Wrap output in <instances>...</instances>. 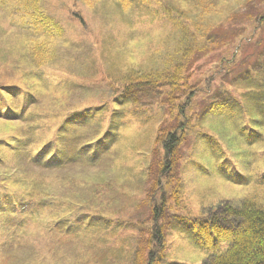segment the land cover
I'll return each mask as SVG.
<instances>
[{"label": "rangeland", "instance_id": "rangeland-1", "mask_svg": "<svg viewBox=\"0 0 264 264\" xmlns=\"http://www.w3.org/2000/svg\"><path fill=\"white\" fill-rule=\"evenodd\" d=\"M162 1L172 17L186 19L196 32L202 22L211 28L190 76L195 87L207 89L206 103L199 99V108L215 102L224 110L206 111L202 134L189 130L182 146L178 176L184 203L167 220L174 242L169 241L166 256L182 264H207L191 245L190 227L177 218L220 212L251 192L225 180L222 165H230L231 171L237 166L252 178L264 169V144L253 142L254 135L264 134V0ZM43 5L64 29L57 41L21 25L0 7V99L13 109L0 112V264H104L97 256L85 257L97 250L99 241L92 234L106 229L105 217L124 219L131 229H142L148 219L140 193L148 186L150 146L165 118L159 94L116 101L112 110L105 102L111 92L102 93L99 87L108 85V76L117 85L129 71L162 70L167 61H175V50L184 47L176 37L180 32L161 21L152 4L129 10L115 0H43ZM92 42L101 47L99 61ZM231 53L236 56L224 71L219 60ZM90 61L101 62L106 77L99 74L101 69L82 64ZM246 68L261 72L260 83L253 74L246 77ZM98 74L99 81L90 83ZM13 87L32 94L27 103L20 102V92ZM252 89L255 94L246 97ZM254 100L261 110H255ZM81 106L105 113L111 109L116 123L111 127L102 115L89 123L84 113L75 116L81 125L75 135H63L60 122L70 109ZM137 116L139 126L131 121ZM50 136L66 148L54 152ZM34 143V152L26 155Z\"/></svg>", "mask_w": 264, "mask_h": 264}, {"label": "trees", "instance_id": "trees-1", "mask_svg": "<svg viewBox=\"0 0 264 264\" xmlns=\"http://www.w3.org/2000/svg\"><path fill=\"white\" fill-rule=\"evenodd\" d=\"M115 1L123 10H129L135 6L147 8L151 4L155 5L157 7L156 12L160 14V20L168 21L175 30L180 32V35H176V37L182 41L184 48L175 50V61H167L164 69L154 72L129 71L127 77H123L117 85L113 83L110 76L106 77V74H102L101 62L82 63L85 67L89 66L88 68L101 69L99 74L107 78L108 85L105 84V87L99 88L102 93L107 92V90L111 92L105 102H109L112 110L115 109L112 106H116V101L117 104H121L120 101L123 102L125 98H135L141 93H155L159 94V109H162L165 118L157 128L150 146L149 163L145 168L148 186L140 193V199L147 205L146 209L149 211V216L142 223L143 228L131 229L129 223L124 219L105 217L108 220L106 229L93 231L95 234H92L94 239L99 241L97 250L92 253L93 255L85 258L92 259L97 256V259L104 264H182L166 259L167 252H169V241L170 243L172 241L168 236L167 220L172 212L179 213L184 203L180 176H178L180 152L182 146L187 142L189 130H195L202 134L200 126L202 127L201 122L207 117L206 114L209 111L215 113L224 110L221 109L223 106L220 103L215 102L208 103L209 105L206 104L207 106L200 109L197 102L199 99H203L202 103H206L204 99L207 89L195 87L190 76L196 60L202 58L203 49L208 45L209 33L207 30H211V28L210 26L204 28L202 25L204 22H202L200 24L202 29L196 32L195 29H191L192 25L186 19L172 17V13L164 6L162 0ZM0 7L5 8L12 16H16L21 25L47 34L48 39L57 41L64 35V29L45 9L43 0H0ZM263 18L264 15L261 19ZM76 20L80 22L78 17ZM257 28L253 29L250 36L255 35ZM91 45L92 51L99 61L98 54L101 53V47L93 42ZM31 51L34 53V46ZM235 56L236 54L231 53L227 58L219 60L218 65L225 64L220 69L227 71L228 65L234 61ZM192 58L195 59L190 63ZM245 71L246 77L249 78L253 74L252 77L255 79L251 78L254 80H257L258 74H261L260 71L251 68H246ZM99 74L96 77H90V83L98 82ZM49 80H51L50 77ZM255 83L260 82L257 80ZM114 85L116 87H113ZM13 88L19 90L20 102L27 103L32 94L26 93L24 89H19V87ZM255 89L257 90V87ZM165 90L169 91L167 95L163 93ZM253 91L255 90L252 89L250 93H246V97L255 94ZM245 95H241V97H245ZM0 101L6 102L4 105L0 102L1 113L13 111L7 102L8 100L0 99ZM234 101H238V98H235ZM255 101L257 100H254V103ZM238 103L242 104L241 101ZM23 106L18 108L20 112ZM94 107L81 106L77 109H70L64 121L60 122V124L62 123L63 135L72 134L70 137L75 135L77 125L81 126L76 123L77 118L75 116L84 113H87L84 120L89 121V123H92L94 119L98 120L99 115H102L106 121L109 119L108 125L113 127V124L116 123V116H112L111 109H107L108 112L105 113L104 110L100 112L93 109ZM258 108L261 110V104L255 103V110ZM130 116L135 117L133 113ZM261 117L264 120V114H261ZM140 119L141 116H137L136 119L131 118V121H138L139 126ZM246 127L248 126L246 125ZM262 130L264 131V123ZM249 131L253 133L254 130L249 127ZM203 134L208 135L207 133ZM195 137L197 140L199 136ZM253 138H255L253 142L264 144L263 133L259 132ZM48 140L52 143L54 152H62L61 150L66 148L56 136H50ZM212 140L215 141V139ZM34 146H36L35 143L31 147H27L26 155H31L34 152ZM224 153V158L232 163L229 154L225 150ZM261 155L264 157V153ZM224 165L219 168L223 171L224 179L233 184L251 188L248 190L251 192L241 200L224 205L220 212L212 209L205 215L197 213L191 214L189 217L182 214L177 218V221L190 227L188 234L191 245L206 258L207 264H264V198H261L264 197V190H262L264 189V169L257 171L252 178L250 177L252 175H247L237 166H234L232 172L230 165L227 168ZM259 187L260 190L255 189ZM178 235L180 234L178 233Z\"/></svg>", "mask_w": 264, "mask_h": 264}]
</instances>
